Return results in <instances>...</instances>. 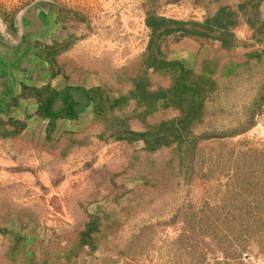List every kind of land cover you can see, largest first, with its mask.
<instances>
[{
  "label": "rangeland",
  "instance_id": "374dc122",
  "mask_svg": "<svg viewBox=\"0 0 264 264\" xmlns=\"http://www.w3.org/2000/svg\"><path fill=\"white\" fill-rule=\"evenodd\" d=\"M169 1L167 5L159 0H0V20L12 22L26 12L39 17L37 13L41 11L45 16L40 19L46 22L63 9L82 15L87 20L85 24L62 25L63 30L70 27L75 31L68 38L75 43L66 53V58L74 60L73 72L77 77L74 86L89 89L100 86L112 71L138 62L149 40L145 26L148 10L157 7L164 17L202 21L220 5L206 7L190 0L182 6ZM243 1L223 0L222 4L234 7ZM261 12L264 18V5ZM235 35L239 41L237 54L227 55V59L238 58L239 54L256 48L253 32L246 24H239ZM218 45L206 46L183 39L169 43L164 50L170 60H178L191 70H202V65L197 68V59L213 57ZM223 81L209 106L215 116L210 119L212 122L208 120L199 126L198 132L211 124L219 130L234 126L243 118V107L251 105L264 82V61ZM153 82L164 87L168 84L158 76ZM89 114L70 123L73 128L67 129L70 124L56 128L53 138L63 131L90 130ZM131 128L140 132L145 126L132 120ZM45 136L43 141L40 137L36 141L32 139L35 147L19 139L0 141V264H29L24 260L41 248L48 250L49 255L40 264H185L181 257L172 260L163 248L182 234L179 209L184 212L190 207L199 208L203 202L216 204L222 200L223 188H216L214 178L200 179L206 169L202 164L205 156L221 151V142L204 143L200 147L199 164L195 166L200 175L189 184L182 181L177 171L178 160L170 149L149 153L140 144L94 138L89 147L76 150L61 162L59 153H43ZM227 142H245L248 147L264 150V103L255 118V126ZM233 149L237 152V148ZM261 185L262 188L257 186L259 190L264 189V184ZM94 216L101 220L94 239L95 249L79 247L77 234ZM173 217L177 220L173 221ZM143 231L146 238L139 248L142 253L135 250L137 256L127 261L121 254ZM217 255L222 258L221 254ZM251 262L264 264V258Z\"/></svg>",
  "mask_w": 264,
  "mask_h": 264
},
{
  "label": "trees",
  "instance_id": "16d2710c",
  "mask_svg": "<svg viewBox=\"0 0 264 264\" xmlns=\"http://www.w3.org/2000/svg\"><path fill=\"white\" fill-rule=\"evenodd\" d=\"M194 1L206 7L220 5L202 21L164 17L156 6V9L148 10L145 26L149 40L145 52L132 66L112 71L104 77L100 86L88 89L67 85L59 90L50 85L26 87L20 98L35 100L38 107L35 116L48 122L43 153H59L61 162L76 150L89 147L94 138L140 144L149 153L170 149L173 158L178 160L177 171L182 181L190 184L195 182L196 175H200L195 171L200 147L204 143L221 142V151L205 156L202 164L206 169L200 179L209 181L214 178L216 188H223L222 200L216 204L203 202L199 208L190 207L184 212L179 209L182 234L166 244L163 250L172 260L181 257L185 264H252L253 259L264 258V189L257 187L262 188L261 183L264 184V150L248 147L245 142L227 141L255 126V118L264 103V82L251 105L243 107V118L236 125L219 130L211 124L201 132L197 128L215 116L209 106L221 88L220 83L264 61V18L261 12L264 0H244L234 7L222 4L223 0ZM59 21L73 23L75 27L87 22L79 13L67 9L61 10ZM241 23L253 32L256 48L239 54L238 58L227 59V55L237 54L239 41L235 29ZM183 39L206 46L219 45L212 52L213 57L197 59V68L202 65V70H191L178 60H170L164 50L169 43ZM74 43L72 39L51 45L37 43V57L49 65L51 75L62 74L63 65L58 59L70 52ZM156 76L167 81V86L154 83ZM88 112L90 130L85 133L63 131L59 137L53 138L58 121L78 122ZM166 113L167 116L161 115ZM219 114L225 116L223 111ZM132 120L142 123L145 129L134 131ZM24 129L23 122L13 118L4 120L0 116L2 141L18 140ZM98 129L100 133L92 132ZM233 148H237V152ZM92 218L77 234V241L79 247L90 246L93 250L101 220L97 216ZM176 220L173 217V221ZM143 233L135 236L127 251L121 254L127 261L137 256L135 250L142 253L139 248L145 242ZM32 254L24 261L40 264L49 251L41 248ZM209 255L213 256L212 260Z\"/></svg>",
  "mask_w": 264,
  "mask_h": 264
},
{
  "label": "crops",
  "instance_id": "0c3cea01",
  "mask_svg": "<svg viewBox=\"0 0 264 264\" xmlns=\"http://www.w3.org/2000/svg\"><path fill=\"white\" fill-rule=\"evenodd\" d=\"M167 1L169 0H159V3L165 4ZM189 1L174 0L173 2H179L178 4L183 6ZM37 14L40 18L45 16V13L41 11H38ZM45 23L41 21L35 29L26 31L21 29L15 20L10 26L13 29V38L7 31V27L0 24V116L4 120L13 118L25 124V129L19 140L27 144H30L32 139L36 141L39 137L43 141L47 126L44 127L46 122L35 116L38 108L35 100L20 98L23 88H42L50 85L59 90L67 85H75L74 81L77 79L73 72L74 60L66 58V53L58 59L59 63L63 65V72L56 76L51 75L49 65L37 57V43L51 44V39L62 43L70 37L71 33L75 34V31H72L70 27L63 30L62 23L55 24L53 27L47 26ZM14 101L17 102L16 105L12 104ZM70 123L69 121L64 123L58 121L56 128H65ZM71 125L67 129L73 128ZM31 145L35 147L34 143Z\"/></svg>",
  "mask_w": 264,
  "mask_h": 264
},
{
  "label": "water",
  "instance_id": "95a60500",
  "mask_svg": "<svg viewBox=\"0 0 264 264\" xmlns=\"http://www.w3.org/2000/svg\"><path fill=\"white\" fill-rule=\"evenodd\" d=\"M34 16L31 12H26L24 14H19L17 16L16 21L21 26V29L26 31H30L35 29L36 26H39L40 22L42 21L40 17Z\"/></svg>",
  "mask_w": 264,
  "mask_h": 264
},
{
  "label": "flooded vegetation",
  "instance_id": "af4514ba",
  "mask_svg": "<svg viewBox=\"0 0 264 264\" xmlns=\"http://www.w3.org/2000/svg\"><path fill=\"white\" fill-rule=\"evenodd\" d=\"M59 15H61V10H59V12L56 14V17L53 18L52 20H50L51 18H47L48 15H46V18L49 19V20H47L45 24H46L47 26H51V27H53L55 24L62 23V22H59ZM47 22H49L50 24H48ZM11 23H12V22H8V21H6V20H4V21L0 20V24H3V25H5V26L7 27V31H9V34H11V36H12V38H13V37H14L13 32H12L13 29L10 27V26H11ZM51 24H52V25H51ZM67 40H69V39H66V40H64L63 42H65V41H67ZM12 41H14V40L12 39ZM53 42H55V41H54V40H51V44H52ZM56 42H57V41H56ZM63 42H62V43H63ZM51 44H49V45H51ZM47 123H48V122H46V123L44 124V127L47 126Z\"/></svg>",
  "mask_w": 264,
  "mask_h": 264
}]
</instances>
